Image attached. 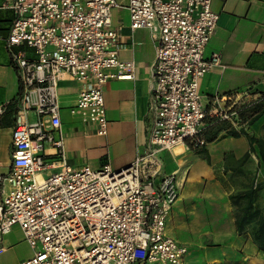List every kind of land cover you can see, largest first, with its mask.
<instances>
[{"label":"built area","instance_id":"1","mask_svg":"<svg viewBox=\"0 0 264 264\" xmlns=\"http://www.w3.org/2000/svg\"><path fill=\"white\" fill-rule=\"evenodd\" d=\"M212 0H14L6 37L19 81L11 129V165L0 174V254L17 224L32 249L17 264H183L188 247L166 233L178 198L176 173H162L159 152L204 144L209 120L232 119L243 107H207L200 80L212 61L205 46L218 21ZM125 6L129 27L156 40L151 65L147 150L118 169L64 161L59 81L80 83L69 112L99 135L108 131L104 85L135 77L121 60L112 10ZM214 61V60H213ZM1 112V109H0ZM32 112L35 117L30 119ZM51 155L60 156L57 170Z\"/></svg>","mask_w":264,"mask_h":264},{"label":"crops","instance_id":"2","mask_svg":"<svg viewBox=\"0 0 264 264\" xmlns=\"http://www.w3.org/2000/svg\"><path fill=\"white\" fill-rule=\"evenodd\" d=\"M13 2L0 0V174L11 165V129L19 107L18 76L6 45L16 14ZM211 7L218 13V21L203 52L204 58L212 61L199 84L204 104L227 106L232 102L236 107H246L264 100V0H212ZM111 24L120 28L118 57L134 61L135 77L110 79L104 85L108 120L105 136L82 125L78 116L69 112L80 83L67 78L59 81L61 124L55 136L61 135L64 161L73 166L98 168L108 163L118 169L148 147L151 65L157 42L147 27H129L125 6L112 10ZM28 117L35 115L30 112ZM263 123L264 114L252 125L244 122L233 127L260 136ZM174 148L159 152L161 172L176 173L180 184L178 198L166 218V233L187 245L188 253L192 249L202 251L211 261L226 255L238 257L243 241L255 248L249 235L237 233L235 209L229 199L232 192L252 181L264 185V169L255 153L249 152L247 137H218L201 148L183 146L180 153ZM50 163L52 166L43 170V175L59 168L60 156L51 155ZM256 203L264 204V187L257 192ZM3 245L0 264H17L32 254L17 224L3 236Z\"/></svg>","mask_w":264,"mask_h":264},{"label":"trees","instance_id":"3","mask_svg":"<svg viewBox=\"0 0 264 264\" xmlns=\"http://www.w3.org/2000/svg\"><path fill=\"white\" fill-rule=\"evenodd\" d=\"M263 114L264 100H259L258 102L248 105L239 113L240 117L243 118L248 125H252ZM262 128L263 134L254 136L243 127L237 130L230 125L227 120L211 119L208 121L203 131L204 144L218 137L245 135L249 143V152L255 153L259 165L264 169V123L262 124ZM201 146L202 145H197L196 147L201 148ZM249 152L246 153V157ZM263 187L264 185L262 183L252 181L249 186L238 189L229 195L230 203L235 209V229L237 233L244 234L246 237L250 232L249 236L252 242L262 253H264V204H257L256 197L257 192ZM249 226H251L250 231H248ZM219 264L225 263L220 261Z\"/></svg>","mask_w":264,"mask_h":264},{"label":"rangeland","instance_id":"4","mask_svg":"<svg viewBox=\"0 0 264 264\" xmlns=\"http://www.w3.org/2000/svg\"><path fill=\"white\" fill-rule=\"evenodd\" d=\"M67 86L68 84H66L64 87H67ZM244 108L245 107H243L239 112H237L236 115H233L232 119L235 121L236 124H242L246 122L239 115V113ZM250 229H251V226H249L248 231H250ZM248 235H250V232ZM204 254L205 253L204 252L202 253V251H197L196 249H192V251H190L186 255L183 264H219L220 261H223V263L225 264H264V253L260 252L257 249V247L255 248L247 247V244L244 241L241 246V250H240V253L238 254V257H232V256L226 255L225 258H222L221 260L211 261L209 258H206Z\"/></svg>","mask_w":264,"mask_h":264},{"label":"bare ground","instance_id":"5","mask_svg":"<svg viewBox=\"0 0 264 264\" xmlns=\"http://www.w3.org/2000/svg\"><path fill=\"white\" fill-rule=\"evenodd\" d=\"M185 148V147H184ZM184 149H183V146L181 145V144H178L177 146H175V148H174V151L176 152V153H180V152H182Z\"/></svg>","mask_w":264,"mask_h":264}]
</instances>
